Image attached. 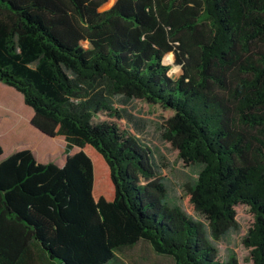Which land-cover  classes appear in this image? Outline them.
Masks as SVG:
<instances>
[{
	"label": "trees",
	"instance_id": "obj_1",
	"mask_svg": "<svg viewBox=\"0 0 264 264\" xmlns=\"http://www.w3.org/2000/svg\"><path fill=\"white\" fill-rule=\"evenodd\" d=\"M109 1L0 0V83L33 110L28 133L66 142L62 167L30 150L1 160L0 145V264H33L31 244L55 264H112L140 241L175 264H239L215 245L240 230L238 206L253 215L242 246L264 264V0H116L101 11ZM115 96L171 114L161 139L202 167L182 198L200 220L168 203Z\"/></svg>",
	"mask_w": 264,
	"mask_h": 264
},
{
	"label": "rangeland",
	"instance_id": "obj_2",
	"mask_svg": "<svg viewBox=\"0 0 264 264\" xmlns=\"http://www.w3.org/2000/svg\"><path fill=\"white\" fill-rule=\"evenodd\" d=\"M115 1H109L110 3L103 5L100 10L110 9ZM163 63L171 67L169 75L173 79L182 74L181 67L174 65L169 56L164 58ZM113 103L114 107L121 111L127 128L143 146L150 149L157 164L161 167L160 173L169 193L168 203L182 207L188 215L200 220L196 214L185 209L182 198L185 184L195 183L202 167L198 165L185 166L179 160L177 152L161 139L162 124L171 114L158 106H150L138 100H126L122 96H115ZM17 114H21L19 116V118L21 117L20 122L24 123L20 126L16 123ZM33 115V110L24 105L21 94L0 83V145L4 150L3 155L6 157L21 150H30L38 163L62 165L66 159L65 138H50L38 130L39 137L35 136L34 132L28 133L27 128L35 129L31 125ZM31 139L34 141L37 139L36 142L43 148L46 147L48 152L41 153L31 142ZM78 151V148H73L71 154ZM236 212L240 230L229 233L215 245L221 261L227 260L230 254H235L239 264H252L249 250L242 246V238L252 226L253 215L245 206L236 207ZM115 255L117 261L112 264H175L172 258L157 255L150 244L145 241H140L134 246L121 248L116 251Z\"/></svg>",
	"mask_w": 264,
	"mask_h": 264
},
{
	"label": "crops",
	"instance_id": "obj_3",
	"mask_svg": "<svg viewBox=\"0 0 264 264\" xmlns=\"http://www.w3.org/2000/svg\"><path fill=\"white\" fill-rule=\"evenodd\" d=\"M4 151V150H3ZM7 157V156H6ZM4 155L1 157V160L6 158ZM66 159L64 160L62 165H58L62 167L65 164ZM57 165V164H56ZM30 258L33 261V264H55L49 261L42 253L40 248L35 245L31 244L30 245Z\"/></svg>",
	"mask_w": 264,
	"mask_h": 264
}]
</instances>
